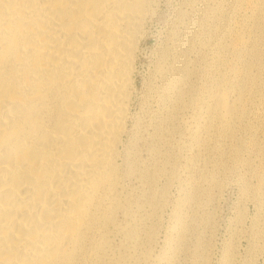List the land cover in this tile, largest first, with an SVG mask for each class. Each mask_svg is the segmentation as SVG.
I'll use <instances>...</instances> for the list:
<instances>
[{
	"label": "bare ground",
	"instance_id": "1",
	"mask_svg": "<svg viewBox=\"0 0 264 264\" xmlns=\"http://www.w3.org/2000/svg\"><path fill=\"white\" fill-rule=\"evenodd\" d=\"M152 1L0 0V264L104 259L121 206L118 159ZM237 5L253 18L264 11L261 0ZM221 13L220 57L206 67L195 101L198 119L217 130L253 112L238 79L260 84L246 59L227 64L226 37L249 55L264 50L260 21L250 23L253 38L234 29L232 12ZM241 148H233L237 158Z\"/></svg>",
	"mask_w": 264,
	"mask_h": 264
},
{
	"label": "rangeland",
	"instance_id": "2",
	"mask_svg": "<svg viewBox=\"0 0 264 264\" xmlns=\"http://www.w3.org/2000/svg\"><path fill=\"white\" fill-rule=\"evenodd\" d=\"M238 1H152L118 159L121 206L101 264H264V50L249 55L225 39L227 64L246 59L259 78L256 88L238 79L250 115L217 130L195 105L206 67L220 57L221 11L253 38L250 23L260 21L264 35V11L253 18Z\"/></svg>",
	"mask_w": 264,
	"mask_h": 264
}]
</instances>
